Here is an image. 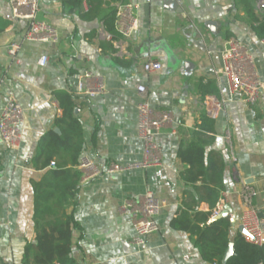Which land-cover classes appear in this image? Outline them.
<instances>
[{
    "label": "crops",
    "instance_id": "crops-1",
    "mask_svg": "<svg viewBox=\"0 0 264 264\" xmlns=\"http://www.w3.org/2000/svg\"><path fill=\"white\" fill-rule=\"evenodd\" d=\"M103 1L101 13L86 18L83 15L91 9L87 0L81 5L40 0L39 15L59 29L60 40L24 44L20 51L23 63L15 64L6 47L23 35L27 21L14 19L9 0H0V16L10 21L0 34V114L9 94L25 110L21 147L13 150L0 138V261L27 264L26 248L37 244L35 183L48 171L60 163L80 170L78 164L84 155L102 168L112 162L128 164L142 159L137 106L147 99L154 108L172 110L174 116L157 139L162 164L80 182L77 205L68 209L75 214L71 245L74 262L215 264L204 260L191 233L172 226L182 209L184 190L192 189L182 179L188 165L179 153L193 140L203 116H209L207 97L224 99V108L214 119L215 140L207 151L220 154L225 163L221 194H227L224 209L229 212L233 243L241 234L240 178L259 191L256 204L264 214V91L253 105L240 95L230 97L227 80L217 71L223 64L226 41L235 37L251 50L254 68L264 81V36L260 35L264 12L255 0H176V9L168 6L170 0ZM119 3L139 4L135 9L139 26L129 37L122 35L120 52L104 35L103 23V15ZM161 43L172 50L175 61ZM42 54L50 57L43 67L37 64ZM149 60L159 61L162 69L145 71ZM186 62L191 65L187 67ZM88 71L94 75L90 87L102 84L103 93L78 94L80 76ZM208 83H214L217 91L204 95L202 85ZM140 84L147 87L146 94L138 92ZM59 91L75 97L74 113L82 123L84 150L74 166L68 150L57 146L48 166L36 167L34 159L42 142L52 135L63 136L58 123L63 117L56 97ZM148 191L168 203L156 218L158 230L148 237V248L142 252L132 244L133 226L128 216L119 213L118 206L127 197ZM208 209L207 203L199 206V210Z\"/></svg>",
    "mask_w": 264,
    "mask_h": 264
},
{
    "label": "trees",
    "instance_id": "trees-1",
    "mask_svg": "<svg viewBox=\"0 0 264 264\" xmlns=\"http://www.w3.org/2000/svg\"><path fill=\"white\" fill-rule=\"evenodd\" d=\"M83 0H66L71 5H81ZM91 6L86 18L97 17L102 11L103 0H87ZM105 30L113 36V40L122 37L117 26V7L111 8L103 15ZM10 21L0 16V34ZM260 32L264 36V24ZM217 86L214 83L202 85V93H214ZM56 97L63 109V117L58 120L62 126L63 136L52 135L39 146L38 155L34 159L36 167L46 168L54 159L56 148L68 150L71 162L76 166L84 150L83 128L79 118L74 113L75 97L66 92H57ZM215 120L203 116L202 122L193 132V140L180 149V157L188 167L182 172V179L192 189L184 190L182 209L172 221L176 229L191 233L194 243L200 250L204 260L215 264H260L264 263V244H253L238 234L234 241V254L224 262L227 250L232 242L230 239L231 220L229 216L217 218L213 215L218 202L222 199L224 188L223 175L225 163L220 154L208 152L207 148L214 142ZM49 152V153H48ZM46 155V156H45ZM45 156V157H44ZM44 158L42 164L40 161ZM56 163V162H55ZM82 171L67 168L58 164L48 171L43 179L35 183V214L37 225V244L26 248L27 264H71L72 228L75 222L73 211L76 207L77 194ZM201 203H207V211L199 210Z\"/></svg>",
    "mask_w": 264,
    "mask_h": 264
},
{
    "label": "built area",
    "instance_id": "built-area-1",
    "mask_svg": "<svg viewBox=\"0 0 264 264\" xmlns=\"http://www.w3.org/2000/svg\"><path fill=\"white\" fill-rule=\"evenodd\" d=\"M258 8L264 12V0H255ZM13 18L27 21L23 35L11 41L6 49L11 62L22 64L20 51L24 44L31 42L58 43L60 31L52 23L40 17V0H9ZM139 7L136 3H119L117 5V26L124 37H129L139 26L135 16V9ZM107 39L114 42L116 49L123 51L121 39L113 40V36L104 30ZM50 57L42 54L37 64L45 66ZM222 66L217 74L223 75L228 83L230 97L240 95L242 100L248 104L259 102L264 91V81L254 68V56L249 47L241 40L229 38L222 51ZM162 64L157 60H149L144 64L147 72L159 71ZM93 73L85 72L80 76L78 94L96 96L104 92L102 84L91 88L90 79ZM139 93L146 94L147 87L138 85ZM56 104V102L54 101ZM225 100L216 95H209L205 105L208 115L216 119L224 108ZM138 136L143 141V157L141 160L128 164L112 162L106 168H102L89 155L82 156L78 168L83 173L82 181L86 182L103 174H114L131 170L146 169L162 164V148L157 139L164 130L172 123L174 116L172 110H160L154 108L147 99L139 102L138 106ZM25 121V110L18 99L9 94L0 114V138L9 148L18 150L23 141L22 125ZM175 133V131H174ZM233 159L236 157L233 155ZM55 162H52L54 165ZM241 188V225L245 228L244 238L253 244H264V214L256 204L259 191L244 179H239ZM227 194L218 202L213 217L219 216L225 209L224 203ZM166 198L157 196L153 191L143 195L127 197L118 206L119 213L129 217L134 229L132 244L139 251L148 248V237L158 230L156 221L162 208L167 205ZM0 264H3L0 261ZM71 264H89L87 262H74ZM264 264V263H260Z\"/></svg>",
    "mask_w": 264,
    "mask_h": 264
},
{
    "label": "water",
    "instance_id": "water-1",
    "mask_svg": "<svg viewBox=\"0 0 264 264\" xmlns=\"http://www.w3.org/2000/svg\"><path fill=\"white\" fill-rule=\"evenodd\" d=\"M168 6L172 9H176L177 6H178V2L176 0H170L169 3H168ZM161 47L165 50V52L169 55V57L171 58L172 61H175L174 59V56H173V52L170 48H167L166 47V44L165 43H161ZM191 63L190 62H186V66H190ZM229 215V212L228 210H224L219 216H217L215 219L217 218H221V217H226ZM232 222L233 224H235V220L232 219ZM239 230L241 232V234H245L246 231H245V228L243 227V225H240L239 226ZM234 254V244L233 243H230V246L227 250V253L225 255V258H224V262H226L229 257H231L232 255Z\"/></svg>",
    "mask_w": 264,
    "mask_h": 264
}]
</instances>
